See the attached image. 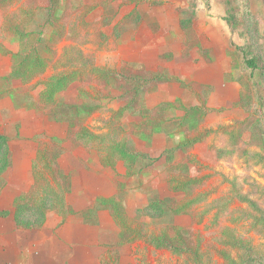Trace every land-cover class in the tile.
I'll use <instances>...</instances> for the list:
<instances>
[{
	"label": "rangeland",
	"instance_id": "rangeland-1",
	"mask_svg": "<svg viewBox=\"0 0 264 264\" xmlns=\"http://www.w3.org/2000/svg\"><path fill=\"white\" fill-rule=\"evenodd\" d=\"M79 1L63 0L58 9V19L66 25L65 34L70 33L72 24H79L80 16L72 10V5ZM168 3L159 10L143 6L147 19L153 15L164 19L158 34L141 29L136 34L127 32L121 39L125 28L116 33L111 23L104 20V25L81 29L82 37L75 43L63 40L53 45L55 55L46 72L26 84L12 70L11 55L6 53V50L17 52L20 42L9 34L12 24L4 23L0 13V134L9 139L12 163L23 167L22 183L33 180L31 169L26 171V166L36 161L39 143L50 145L53 136L61 139L58 163L71 181L68 199L76 209V221L86 222L96 227L98 233L115 238L119 227L99 198L117 196L122 200V210L131 218L148 222L154 219L156 225L152 224L150 230L156 233L165 227L173 233L175 226L193 249L197 248L195 253L178 255L139 241L117 247L120 264H264V0H168ZM179 4L194 7L196 15L188 9L187 16L196 18L194 31H198L204 46L212 50L209 56L218 61L197 77L217 88L214 91L206 86L197 87L193 92L179 83L156 84L146 95V107L163 101L176 102L166 112L167 118L172 119L183 115L182 106L199 104H193L195 99L206 100L210 101L211 111L205 116L189 119L186 128H177L178 122L172 120L162 130L152 132L150 128L144 133L133 125L140 120L141 113L121 118L114 115L124 104L118 97V88L93 83L90 87V81L75 83L59 92L52 106L39 105L43 82L63 66L80 68L90 63L137 75L164 69L167 74L176 72L189 80L193 72L180 64L186 65L185 54L181 52L186 39L182 40L174 14V7ZM115 5L111 6L112 12L118 6ZM101 11L102 8L97 9L87 19L98 21L95 17ZM192 49L187 48L186 53ZM161 52L164 55L160 57ZM42 54L51 56L43 47ZM190 54L191 60L200 55L197 50ZM244 56L255 58L257 68L249 69ZM58 64L60 69H54ZM84 91L95 97L93 102L101 104L85 126L106 138L105 146L112 139L125 140L133 151L155 157L165 148L198 133L208 131V135L192 149L181 150L172 160L143 171L140 168L147 158L136 164L118 159L113 167H104L99 150L75 144L68 135L67 123L54 120L52 115L56 104L83 103ZM181 129H186L187 134L179 132ZM13 171L12 165L4 176L7 182L0 181V192L8 197L13 195L14 187H21ZM174 177L203 179L202 185L188 195L191 200L199 197L190 209L192 212L161 216L156 210H144L151 202L168 201L171 205L186 198L185 192L171 191L170 180ZM3 202L13 211L9 200ZM58 219L56 215L50 216L46 227H53L54 233L59 234ZM95 250L105 252L101 245ZM114 257L107 249L98 264L102 261L115 264Z\"/></svg>",
	"mask_w": 264,
	"mask_h": 264
},
{
	"label": "trees",
	"instance_id": "trees-1",
	"mask_svg": "<svg viewBox=\"0 0 264 264\" xmlns=\"http://www.w3.org/2000/svg\"><path fill=\"white\" fill-rule=\"evenodd\" d=\"M94 1L80 0L78 3L76 2L72 5V10L75 14H79L80 21L78 25L72 24L70 33L65 34L66 25L60 22L57 15L61 0H45L44 3L41 0H0V13L2 14L3 22L12 24L9 34L20 42V48L17 52L6 50V53L11 55L13 62L12 70L21 75V80L24 84L31 82L34 78L46 72L55 55V52L51 49L53 45L59 44L63 40L75 43L82 37V34H80L81 29L86 30L90 26L104 25L105 22L103 21L108 15H105V19L103 18L95 22L87 19L96 7L100 6L104 12L110 15L118 13L112 12L111 0H100L98 4L91 5V2ZM130 1L136 4L143 2L151 4L163 3V0ZM188 9H191L192 15H196L194 7L180 9V26L186 38L184 43V46H186L184 51L185 56L187 48L199 45L194 31L196 18L194 20L187 16ZM124 26L123 24H116L114 29L123 28ZM105 36L109 37L107 34ZM42 47L47 49V52L51 54L50 57L42 54ZM244 62L249 69H256L258 66L256 59L253 57L244 56ZM88 64H84V67L80 68L63 66L62 70L51 75L43 82L44 89L40 94L39 105L42 107L52 106L55 104L56 96L59 92L67 90L75 83L84 84L90 81V87H92L91 83H93L99 84L103 88H118V97L124 104L114 115L116 117L119 115L121 118L126 115L141 113L140 120L133 123V125L144 133L150 128L152 132L162 130L164 125L172 120L178 122L177 128H186L189 119L203 117L211 111L206 100H201L199 104L190 107L182 106L183 115L173 117L172 119L167 118L166 112L170 108H173L176 102L163 101L152 108L146 107V95L150 88L156 84L179 83L183 88L193 92L197 87L202 89L206 86L208 90L213 89L206 84L187 82L172 74H167L164 69L161 71H145L143 75H137L120 72L104 66ZM58 68L60 69L59 64L56 65V68L54 67V69ZM82 94H84V97H82L84 99L83 103L80 105L56 104L53 107L52 115L54 120L67 123L68 135L75 144L80 147L98 149L103 161L101 164L104 167H113L116 164L114 162L118 159L130 160L136 164L140 159L147 158V163H144L140 168V171H143L163 164L161 162L164 160H172L175 157V153L181 150L192 149L195 144L201 142L208 135V131L198 133L194 137L182 140L174 147L165 148L155 157L150 156L148 153L133 151L130 146L131 144L125 140L117 141L112 139L106 147L104 144L106 138L94 134L85 126L86 120L101 108V104L100 102H93L95 97L90 96L91 94L88 92L84 91ZM185 130L181 129L179 132L187 134ZM51 141L50 145L45 142L39 143L36 161L32 163L34 183L28 191V200H24L21 195L15 198L13 219L17 228L33 229L43 227L48 220V215L51 213L61 217L59 225H62L71 214L75 213L74 207L69 204L67 199L68 194L72 190L71 181L64 173L61 164L58 163L61 139L53 136L51 137ZM11 157L9 139L6 135L0 134L1 182L4 179V175L12 166ZM202 181L203 179L195 177H186L184 179L174 177L170 180L172 185L171 191L185 192L187 194L186 198L171 205H169L168 201L151 202L144 210H156L161 216L163 214L174 216L189 214L192 212L190 209L193 203L199 197L197 196L191 200L188 199V195L193 193L200 184L202 185ZM99 200L101 205L109 210L121 229L119 243L108 249L115 256V264H120L117 247L134 244L139 241L155 249H165L178 255L195 253L197 251V248L193 249L190 245L191 243H188L187 237L183 236L177 227L173 226V233L168 231L169 227H165L168 229L161 228L156 233V231L150 230V227L153 226L152 224L156 225L154 219L148 222L131 218L122 210L123 203L119 197H101ZM144 210H139V213ZM102 264H109V262L102 261Z\"/></svg>",
	"mask_w": 264,
	"mask_h": 264
},
{
	"label": "crops",
	"instance_id": "crops-1",
	"mask_svg": "<svg viewBox=\"0 0 264 264\" xmlns=\"http://www.w3.org/2000/svg\"><path fill=\"white\" fill-rule=\"evenodd\" d=\"M99 1L100 0H95L94 2H91V5H96L99 3ZM62 3L63 0H61L60 8L63 5ZM115 3H117L118 5L116 10H114V12H118L116 15L107 14L102 9V11L98 13L95 18L96 20H101L103 18L105 19V15H108L105 20H107L108 18L107 21L111 23L112 29H114V26L116 24L125 25L123 28H116L113 30L116 33H120L122 29L125 28V31L123 30V33L120 34L121 39L125 38V33L132 31L136 34L137 30L138 32H140L141 29H149L151 33L158 34L160 31L159 26L160 24H162L164 19L157 15H153L149 19H147L145 16V12L143 11V6L148 5L150 7H153V9L155 8L159 10L169 4L168 0H163V3L161 4H151L146 2L136 4L135 2H132L130 0H111L110 5L114 7L116 6ZM185 6L187 5L179 4L174 7V14L178 18V28L182 31V40H185L186 38L180 26V9H184ZM124 8H127V10L121 12V10ZM97 9H101V7H96L89 16H91L92 14H96L95 12L97 11ZM134 13L136 14L134 15ZM175 30L177 29L175 28ZM195 38L199 41V45L193 47L192 50L199 51L200 55H197L196 58L193 57V60H191V58L189 57L191 56L190 53L192 52V50H190L187 56H182L185 59L186 65L185 63H180L181 65L188 66L189 68L187 70H189L190 73L191 71L193 72L191 73V78L187 80L176 72L172 74L187 82H198L201 84H206L212 87L215 91V89L217 88L216 86L214 87L213 85H209L208 83H206V81H204V79L198 78L197 74H205L206 72L211 70V68H213L210 67V65H212L213 62L215 64L218 61L216 59H213L212 55L211 59V57L209 56V52L212 50L209 47L204 46L198 31L197 33L195 31ZM181 50L182 55H184L185 48ZM159 55L161 57L164 54L161 52ZM215 66L218 65H214V67ZM154 70L156 69H153V71ZM179 71H181V69H179ZM164 84L171 83H161L159 85ZM214 91L211 93H214ZM194 102L195 103L193 104L199 103L197 99H195ZM207 105L211 106L210 101L207 102ZM12 165L14 176L18 178L19 182L17 181V183L19 185L21 184V187H17L15 185L16 187L13 188V195L11 197H8L5 192H0V264H98L101 261L102 256L106 252V250L111 246H116L119 243L121 229L115 220V223L119 227V233L114 238L110 234H107L105 232L98 233L99 231L97 229H94L96 227H92L86 222L76 221L77 219H75V208V213L71 214L67 218L66 222L60 225V228L58 230L59 234L57 232H55L56 234L54 233L53 227H46L48 226L47 224L49 223L50 216L56 215L54 213L48 215V220L43 227L33 229L17 228L13 219V212L15 210V198L18 195H21L24 200H28V191L31 185L34 183V178L33 180L31 179L28 183H22L21 181L24 180L23 167L21 165H18L17 163H15V165L14 163H12ZM11 169L12 166L10 170ZM29 169H31L32 173V166L27 165L26 171H28ZM4 180H6L5 182H7V178H4ZM4 184L6 185V183ZM70 193L68 194L67 199L69 198ZM3 200H6V202L7 200H9L10 203H12L13 211L7 207ZM69 204L72 205V203L70 202ZM105 209L110 214L109 210L107 208ZM56 216L59 218V224L61 217L58 215ZM110 216L113 218L111 214ZM45 231L46 234L44 233ZM99 245H101V247L103 248V252L105 251L104 253H98V251L95 250L99 247Z\"/></svg>",
	"mask_w": 264,
	"mask_h": 264
}]
</instances>
